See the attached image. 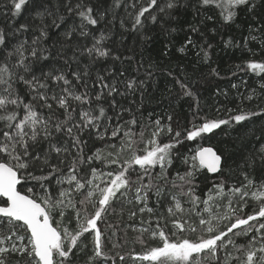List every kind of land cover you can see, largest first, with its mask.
Wrapping results in <instances>:
<instances>
[{
  "label": "snow or ice",
  "instance_id": "snow-or-ice-1",
  "mask_svg": "<svg viewBox=\"0 0 264 264\" xmlns=\"http://www.w3.org/2000/svg\"><path fill=\"white\" fill-rule=\"evenodd\" d=\"M241 13L247 34L220 37L241 54L225 77L207 37L240 27ZM0 15V264H264V0H0ZM178 33V53L194 49L210 76L239 84L216 87L209 116L183 69L168 72L191 101L174 130L171 114L143 122L152 72L129 68L157 36L167 56ZM258 121L253 146L232 158L203 143ZM186 142L197 146L182 153ZM128 206L141 216L140 247L116 251L126 242L108 248L104 228Z\"/></svg>",
  "mask_w": 264,
  "mask_h": 264
},
{
  "label": "trees",
  "instance_id": "trees-1",
  "mask_svg": "<svg viewBox=\"0 0 264 264\" xmlns=\"http://www.w3.org/2000/svg\"><path fill=\"white\" fill-rule=\"evenodd\" d=\"M6 20L7 18L5 16L0 15V26H3L6 23ZM19 22L21 21L18 20L17 23ZM250 22L251 21L245 16V14L241 13L236 22L240 27H236L235 25L228 28L219 27L220 35L214 37L209 35L207 37L214 44L211 66H218V70L221 72L222 76L227 77L230 75L232 66L241 62V54L238 50H225L223 44L221 43L220 37L223 36L225 39H227L228 36L231 35L239 38L242 33L247 34V24ZM183 40L184 33L176 34L172 38V43L175 45V47H172L168 55L165 56L162 53L166 38L157 36L152 47L142 53L143 66L139 68V71H136L135 64L129 68L130 75L140 78H144L148 71L152 72V78L148 80L147 92L143 97L144 107L142 111L143 122L145 124L148 123L149 113H152V119L161 117L162 123H166L167 115L171 114L173 116L172 127L174 130L177 128V122L183 125L188 119H190L189 104L191 101L188 98H178L179 88L175 86V81L171 76L168 75V72H172L173 75L182 76L181 69H183V72L187 74L188 82L195 85L194 91H197L201 96L202 104H208L206 111L209 116L217 115V113L212 110L213 103L210 99L211 94L215 91L216 87L227 88L231 82L239 84L238 77H231L230 81L229 79H217L210 76L208 65L196 64L194 49L189 51L187 55L178 53L176 48L182 44ZM252 47L256 49L258 46L253 44ZM239 77L247 80L249 87L255 86L256 82L254 78H250V76L245 75L244 73H240ZM169 89H171V91H169ZM240 91L245 92L246 89L241 86ZM230 95H235V90H230ZM136 99L139 101V96H137ZM220 102L223 103V98H220ZM244 107L252 110H258L256 108V102H245ZM261 123L262 122L258 121L255 124H249L247 129H240L239 131L227 129L229 133L227 136L223 132L218 131L217 135L213 136L210 141L203 143L206 145L210 144L213 147L224 150L226 155L232 158L240 153L245 145H247L249 148L253 146V142H250V134L246 135V133H248V129H256V135H259L258 129L260 128ZM161 139L166 141L167 137L162 135ZM196 146V142H186L180 147V151L182 153H188L189 149L195 148ZM176 167H181L182 170V166H180L179 162H177ZM237 179L238 174H234L229 179L228 183L231 184ZM198 183L200 187L197 190V194L202 198H206L207 190L212 186V180H206L202 175L199 178ZM150 206L154 207L151 202ZM165 208L166 202L159 208L155 209V215H167ZM133 210L137 209L131 206L124 207L121 214L120 209L117 208L116 214L109 215L107 217L108 222L113 225L111 228H104V237L106 238L105 243L108 248H111L112 245L117 244V242H126L123 249L117 247L116 251L127 252L128 249L132 248L134 245L135 248L139 250L140 246L139 244H135V240L138 235V230L142 226L141 216L137 211V216L134 218L131 217L129 213ZM143 219L147 221L149 219V214L145 213ZM113 232L116 234L113 235ZM238 242H243L242 238L239 239Z\"/></svg>",
  "mask_w": 264,
  "mask_h": 264
},
{
  "label": "water",
  "instance_id": "water-1",
  "mask_svg": "<svg viewBox=\"0 0 264 264\" xmlns=\"http://www.w3.org/2000/svg\"><path fill=\"white\" fill-rule=\"evenodd\" d=\"M208 175H210V176H211V174H208Z\"/></svg>",
  "mask_w": 264,
  "mask_h": 264
}]
</instances>
